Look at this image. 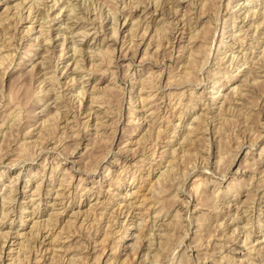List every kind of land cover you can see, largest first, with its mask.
Here are the masks:
<instances>
[{"label": "rangeland", "instance_id": "obj_1", "mask_svg": "<svg viewBox=\"0 0 264 264\" xmlns=\"http://www.w3.org/2000/svg\"><path fill=\"white\" fill-rule=\"evenodd\" d=\"M6 1H9L10 4L13 3V0H6ZM15 1H17V0H14V2ZM64 1L65 2H63V3H65V6L68 4H71V3L74 4V9L71 12L76 14V16H74L73 13H71V15H72V17L74 16L73 18H75V20L71 16L70 17L68 16V18H70V19H67V16L65 15L66 12L64 13L63 16H59L58 18L54 19L55 21L50 19L51 17H48V23L50 22L49 27H51L50 33L52 34V36H54V34L56 33L55 32V30H57L56 26L59 23H61V28L62 27L64 28L69 24H70V26L73 25L72 26L73 28L77 24H78V26L82 25V28H85V26H88V28H89L93 24H95V26L98 29L97 35L92 34L93 29H91L92 32L89 31V34L86 37H82V38H81V36L75 37L76 40L81 42L80 44L83 48L86 47V49L89 50V48H87V46L93 45L94 47L90 48V49H91V51H95V52L97 50H100V49H103V51H104V48H106V47H108L110 49L113 48V50L111 51V54H110V51L108 53V54H110V56L112 58L115 54L119 53L118 49H119L120 45H123L122 47L126 49L127 45L129 44L128 45L129 47H127V48L131 52H134V49L137 48V46L134 48V45H132L133 41L131 40V36H130L131 30H129V29H130V22L133 19H135L137 17L141 18V17H143V15H145L142 13L143 4L135 7L133 0H131V1L130 0H117V1L116 0H64ZM190 1L194 2V3L196 2L194 4L195 8L197 6H200L199 1H201V0H199V1L198 0H180V2L183 3V5H185L186 3L190 2ZM226 1L227 0H213V1L210 0L207 3V6H208L207 10L209 12V16H211V14H213L215 9H217V5L220 4L221 5L220 6L221 7L220 8V10H221L220 11V17H222L224 15V12H225L224 5H225ZM246 1L247 0H231V5H230V11H232V12L236 11L237 16H238L236 19V22L234 24L235 26L232 27L233 30H236L235 34H241L242 35V33L245 30H248V36H247V38H245L244 44L242 46H239V43L237 42V40H234V41H236V44H232L230 37H223L224 40H226V42H228V43H226L225 46L220 48V51H219L220 53L215 54L216 49H214V48H216V43H217V40L219 39V34L221 32V26L223 24L222 18L218 19V26L216 28V34H215V36H216L215 37V43L211 48V50H212L211 51V58H209L205 63H203V68H202L203 73H201L200 76L199 75L197 76V74H193L191 76V78L188 80H182V81L181 80H178V81L175 80L176 82L175 81L171 82V84L169 86H164V84H165L164 80H166L165 79L166 73L163 72L161 77L152 76L153 73H154L153 75H155V73L157 74L163 68L162 64L165 61H167V63L170 62V60L166 57V56H168V53L164 54V57H163V54L161 52L162 50L159 51L160 49H156V51H155V47H154V45L157 41H159V40L164 41L163 39L165 36H162V35L166 34V32H164V30H163L164 28L161 30V32L163 31L162 32L163 34L161 33L162 35L160 33L156 32V29L158 28L159 24H161V25L163 24V22L161 23V21H163L162 17L167 18L168 14H170L166 9L170 5L173 6L176 4L174 0L172 3H168L169 6L167 5V3L165 4L163 2V5L160 6V8H158L155 11H152L153 13H151V15L155 18V20L150 21L148 19L149 23H150V27H149V31H148L149 33L147 34V37L144 41V44L140 46V50H137V54H136V58H135L134 63L132 62L131 66L128 69H126V66H125L126 61H124L123 64H121L120 67H118V68H115L113 63L111 65L108 64L109 69H106V67L104 65H102V66H100V71H97L92 75V80H89L87 83L89 85V90H87V94L89 93L90 89H92V86L95 84V87L97 86L96 87L97 90L95 89L94 92L97 91L96 94L99 96L98 99L100 98L98 102H92V103H91L90 97L85 96L86 94L80 100H78L79 96H76V92L73 91L74 88H71V87H73V85L80 82L81 74L77 73L75 75V80L72 81L73 74H70L69 71L68 72L65 71L64 65L67 62L70 63L71 60H69V58H70L69 56H70L71 52L68 51V52H66L67 54L65 53L67 48L62 47V45L60 43L61 39L59 40L58 39L59 37H56L55 39H53V40H55L54 42H56L55 44L51 40H50L51 43H47L48 44L47 47L49 46L48 49H50L49 51H47L48 53L44 52V49H43L44 45L43 44H37V43H41L43 40L42 35L38 34V30L40 27L38 24V21H34L36 18H32L31 20L30 19L24 20L23 18H21L27 14L26 13V7H27V5H29L28 3L25 5V8H23L21 10V13L20 12L17 13L19 15L13 14L12 15L13 17L10 16L11 18L8 17L6 19L4 18L6 16L3 17L4 20H6V21H4V20H3L4 22H1L2 20L0 21V23H1L0 24V30H1L0 31V60H1L0 61V65H1L0 66V112H1L0 113V171H1V173H0V195H3V193L7 189V187L15 184L13 182H12L13 184L7 183V182L11 181V178L13 179L15 175L16 176L19 175L18 177H20V180H19L20 182L19 181L16 182V187L18 188V190L21 191V189L23 190V188H24V190H26V193L24 195H22V194L17 195V198L14 201V205L16 204L15 207L17 206L16 210H14L13 213L11 212L12 214L10 213L3 220V222H0V232H4L7 230L9 232V236L7 238V240H8L7 243H8V245L11 244L10 246L13 249V252H12L13 255H11V256L14 257L16 255V252H17L16 250H20V247H19L21 244L20 242L21 241L24 242L25 238L30 237V233L34 230L33 228L31 229V226L33 223H35V224L43 223L44 221H46V218L48 216H50V213L58 211V212H60V214L58 217V221H57L54 229L52 230L53 233L47 235L46 238L43 239V243L41 244V247H39V249L37 250L38 246H36V245H38V244L31 241V244H30L31 245V248H30L31 253L29 252L30 253V258H29L30 262H27L28 264H34L35 260L33 261V259H35V258H33V257H35V255L37 257L42 256L39 259V264H68V263L69 264H109V263L110 264H137V262L142 259L141 255L143 256L144 251H141L138 254V256L134 257L133 250H131L133 248V246H132L133 245L132 244L133 243V237L136 234L134 225L139 221V220H137L138 218L133 214L136 211L138 212V209H137L138 207L136 206V203L138 204V201L143 197L142 194H144V195L146 194L145 195L146 197H149V195L150 196L154 195L156 198L159 197L158 202H157L156 198L153 196L151 198H155V201H153V199L151 200L150 198L147 199V202L149 204L151 202L152 203L156 202V204L154 205L155 207L150 209L151 211L154 210L155 208L159 209L161 207V205H162V207L166 206L163 208V212H161L162 218H163L164 212H167V213H165V214H167L166 218H168V216L174 212V210L176 208L175 204H177L179 199H180L179 201H181V203H182V206H185V204H186L185 200L188 201V203H189L188 213H184V207H181L180 208L181 209L180 212L182 213L181 215L182 216L184 214L185 215L183 216L182 219H180L181 221L178 220L175 223L176 225L178 224L177 226L173 225L172 230H174V229L175 230L173 231V234H172L173 236L170 240V242L173 243V244H171V245H173L172 247L176 246L175 245L176 243L174 244V241H172L173 239H175V242H176V239H178L180 237L179 235H183L182 233L188 227H189L188 228L189 231L187 233V237L184 240V244L181 245L180 247H178L176 253H174V259L172 258L173 259L172 264H175L176 261H178V260H179L178 264H188V262H190V260L186 257V255L189 253L191 254L189 256H193V254H196L200 258L203 257L202 255L207 256L208 258L205 260V263H203V264H233V263L234 264H264V225H263L264 224V189H263L264 183L262 182V181H264V178H263L264 177V150L262 151V149H261L262 145L264 144V133H263L264 132L263 131L264 130V116H263L264 115V107H263L264 106V64H263L264 63V59H263L264 58V54H263L264 53V30L262 29V27L260 25H258V27L255 28V26L262 20V17H261L262 12L261 11L264 10V0H248L247 2ZM60 2L53 10L49 11V15H50V13L53 16L55 15V13L59 10L58 8H60L59 6L62 5V3H60ZM84 2H85V4H84ZM105 2H107V3H105ZM40 3H42V4H39L38 6H39L40 10L41 9L43 10L47 7V5H49V3H52V1L51 0H43ZM106 4L109 6V8ZM123 4H125V5H123ZM164 4L166 6H164ZM241 4H243V5L241 6ZM3 6H4V0H0V12L3 9ZM210 6H211V8H210ZM92 7H93V9H92ZM162 7H164V10ZM210 9H212V10H210ZM13 10H14V8H11V10H9V13L12 14ZM86 10H88V12ZM109 11L111 13L113 11H115L117 13H121V17H120V20L118 22V27L120 26V28H123V29L119 34H117L118 40L115 44H113L110 40H108V41L105 40L106 42L102 41L104 43H102L100 40L105 36L106 37L109 36L110 28L113 25L111 23V16L109 15ZM164 11H166L167 13ZM253 11H254V14H253ZM250 12H252V13H250ZM9 13H8V16L10 15ZM22 14H24V15L20 16ZM77 14L81 17V18H79V16H78L79 20L76 19ZM245 14H247L246 16H248V17L245 18L244 20H242L243 19L242 17L245 16ZM163 15H165V16H163ZM91 16H93V17L91 18ZM102 16L104 17L103 19H102ZM38 17L37 18L41 20V18H40L41 15H38ZM82 17H84V18H82ZM130 17L132 19H130ZM225 17H227V16H225ZM124 18H126L125 23H123ZM62 19H64V20H62ZM93 19H94V21H93ZM203 19L209 20V17H205ZM91 20H92V22H91ZM102 20L104 22H102ZM230 20L231 19L227 18L226 22L229 24L232 22ZM240 20H242V21H240ZM157 21L159 22V24ZM141 23H142V20H141ZM202 23L203 22H201L200 26L202 25ZM250 23H251V26L249 27ZM99 24L101 26H99ZM166 24L167 23L163 24L164 27L167 26ZM239 24L243 27L244 30H241V31L238 30L239 27H237V25L240 26ZM30 25H33L35 27V29L32 31H27V28H28L27 26H30ZM205 25H208V23H205L204 26ZM1 26H3V27H1ZM179 26L180 25H178V27ZM209 27L210 26L207 27L209 30L207 32L208 33L210 32V34H211L212 29H211V27L210 28ZM247 27H249V28H247ZM1 28H4V29H1ZM46 28H48V27L46 26ZM127 28H128V30H127ZM169 28L170 27H168V29ZM226 28H225V30H228L230 28V26H227ZM99 29H100V32H99ZM157 31H158V29H157ZM262 31H263V33H262ZM207 32H206V34H207ZM4 33H5V35H3ZM228 33L229 32L225 33L224 36H226ZM260 33H262V34H260ZM210 34L208 36H210ZM251 34L253 35L252 40L249 37ZM122 36H124V37H122ZM183 36L184 37H182V40H185L187 33H184ZM237 36H240V35H237ZM161 38H163V39H161ZM130 41H132V42H130ZM5 43H8V44H5ZM52 43H53V45H52ZM85 43H87V44H85ZM147 43H148V45H147ZM249 43L251 44L250 46H249ZM98 44H100V45H98ZM102 44H103V46H102ZM106 44H108V45H106ZM2 45H3V47H2ZM4 45H5V47H4ZM32 45H34V47L35 46L36 47H35V50L33 52H29L30 53L29 54L30 60H27L29 58V57H27V55H25V57L21 58L20 56L23 55L22 52L25 51L26 48L28 49V48L32 47ZM230 45H233V48H232L233 50L229 49ZM147 46H149V47H147ZM146 47H147V49H146V53H145V51H143V50H145ZM247 47H248V50H247ZM98 48H100V49H98ZM105 51H106V49H105ZM49 52H50V56H49ZM143 52L146 54V56L144 54L145 59H144L142 65L140 66L138 59L141 57V54L143 55ZM224 52L226 53L225 60H227L228 62H229V59L231 58V54L232 55L233 54L234 55L239 54L238 55V59H239V57H241L242 53H244V54L246 53V56H248L249 60L247 59L245 64L242 63V60H239L238 64H234L232 67L228 66L229 68L227 67V65H228L227 61H226L227 63L225 62L226 67L224 66V64H222V62L218 61L219 63H216V64L212 62L213 56L216 55L217 57H222L225 54ZM231 52H233V53H231ZM44 53H46V55H47V57L45 58L46 60L42 61V63L40 65L37 64L36 66L39 65L38 67H36V66L31 67L33 63H35L36 61L41 59L40 55H42ZM176 53H177L176 51H175V53H173V55H174L173 57H175L177 55ZM235 53H237V54H235ZM261 53H262V55H260ZM108 54L106 55V57L108 56L110 58V56ZM112 54H113V56H112ZM5 55L6 56L8 55L7 56L8 58ZM1 56L3 57V59ZM35 57H36V59H35ZM202 58H204V56H202ZM204 60L205 59H203V61ZM32 61H33V63L31 64ZM47 61H49V62H47ZM54 61H55V63H54ZM154 62H155V64H154ZM220 63H221V65H220ZM217 64L219 67L224 66L225 68H221L220 72L214 75L216 78L218 77L219 81H217V83L214 84L215 87H211L212 83L210 82V80H213V72L218 69L217 68L218 66H216ZM252 65H255V69H254L255 71H254V73L252 72L251 74L252 75L255 74L257 76L258 75L257 73H259V75H258L259 77L257 76L258 78H255L256 76L255 77H252V76L249 77L250 74L247 73L248 69ZM260 67H262L263 69ZM226 68H228V69H226ZM101 69L102 70L106 69V70L101 71ZM111 69L114 70L115 75H113V73L110 72ZM205 70H206V72H205ZM207 70H209V71H207ZM224 70H227V71H224ZM150 71H152V72L155 71V72L149 73ZM48 73H50L51 75L50 74L48 75ZM126 73H128V74L126 75ZM194 75H196V76H194ZM245 75H248L247 78L245 77L246 81L250 82V80H251V82H250L251 84L246 83L247 86H246V84L244 85V83L242 82V80L244 79L243 77ZM47 76H52L53 79L50 80ZM206 76H208V77H206ZM150 77H152V78H150ZM197 77L203 79L204 83L207 82V80H208V82L205 83V90H204L205 97H200L199 99L195 98V99L191 100V103L190 102L187 103L189 100V92H190L189 87L195 88V91L197 93L203 89V87H202L203 83H201L200 85H198L196 87L194 84H192V83L197 81ZM144 78L145 79L150 78V80L153 79L152 81L156 82L154 85L155 86L158 85L157 88L158 87L159 88L156 89V91L154 92L155 97L153 96V99H154L153 103L142 107L141 103L139 102L140 100L137 99V97H138L137 94L139 91L137 88H139L140 82L145 80ZM159 78H160V80H159ZM192 78H193V80L194 79H196V80L193 81ZM253 78L258 79V80H256L257 82H254V84L252 82ZM52 81H54V82H52ZM184 81H186V82L183 83ZM179 82H180V84H179ZM99 85H100V87H99ZM218 85H220V87H219V89H220L219 92L221 93L220 95H218L219 92H217V90H218L217 86ZM239 86H242V87H239ZM129 87L136 88L135 92H130L131 89ZM233 88L236 89L235 90L236 92L234 90L232 91ZM245 89L247 91H244ZM145 90L148 91L149 88L148 89L146 88ZM209 90H213L212 94L215 93L214 96H218L216 98L214 104H212L213 101L211 102L210 99H206L207 96L210 95L209 93H207V91H209ZM237 90H238V92L240 90L243 91V93L245 95L240 97L237 93ZM59 91H60V93H59ZM37 92H40V93H37ZM168 92L169 93L172 92V94H169ZM179 92L181 93L182 96L179 95L180 94ZM182 92H184V93L182 94ZM247 92H248V94H247ZM167 93H168V95H167ZM96 94L94 93L91 95L96 96ZM173 94H175V95H173ZM66 95L68 98L66 97ZM101 96H102V98H101ZM128 96H131L132 101L135 100L134 102L131 103L132 105L129 108H128V102H127V101H129ZM224 99H226V100H224ZM201 100H202V102H201ZM177 101H178V103H177ZM204 102H205V105H202V104H204ZM154 103H155V106L157 107V110H158L157 111L158 114L155 115L156 117H154V119L156 118V120L154 121L155 123H153V121H152L153 119L149 115V112L152 111L150 106L154 105ZM91 104H92V106L95 107V109H98V112H100L99 116L103 118V119L101 118V120L105 124L109 123L108 125L104 124L107 127L104 126L103 128H101L102 130L100 129L103 132V134H102V132H100V130L98 132V133H101L100 137L103 140L99 139L101 141H99V144L96 142L97 144H94V146H93L94 148L93 147L90 148L91 145L90 144L88 145V147L91 149V152L93 151L92 153L88 151L89 149L84 151V147L86 146V141L88 142V140L82 139V138L93 137L94 132H95V130H93V128L95 129V127H93L95 119H93L92 117H90L88 119V116L86 117V114L89 111L87 109V107H89ZM158 104H159V106H158ZM206 105L209 106L208 107L209 109L207 108ZM226 106L229 109H227ZM57 108H59L58 112H57ZM237 108H240V109L236 110ZM64 110H65V112H64ZM103 110H104V112H103ZM9 111H11V112H9ZM55 111L57 112V115H56V113H55V115L58 118H56L55 115H54V117H52V115H53L52 113H54ZM200 111L203 112V114L206 112L205 113L206 115L205 114L202 115V119L205 120L204 126H203L204 131L199 133L200 135L197 134L198 136L193 138L194 139L193 142L186 143L184 141V143H182L183 142L182 141L183 136H184L185 132L187 131L186 129L187 128L190 129V125L192 127V125L195 124L196 121H195L194 117H195V115H198V113ZM15 113L16 114L18 113L19 116H18V114L16 115ZM214 113H216V114H214ZM14 114L16 115L15 118L12 117V115H14ZM218 114H221L222 116L218 115ZM248 114H250V115H248ZM19 117H20V119H19ZM59 117H60V119H59ZM74 117L75 118L77 117V118L75 119ZM137 117L139 118V120L137 121L138 123L136 121H132V120L137 119ZM85 118L88 119L87 122H86ZM223 118H224V120H223ZM128 119L129 120L131 119V121H129ZM42 121H44L46 124ZM39 122L41 123V125ZM42 123H44L45 125H43ZM47 123H49L51 125H49V124L47 125ZM10 124H12V125H10ZM83 124H85V126ZM151 124H153L154 127ZM177 124H179V126ZM9 125L11 127H9ZM149 125H151V127ZM46 126H48V127H46ZM49 126H50V128H49ZM155 126H156V128H155ZM43 127H44L45 131L48 129H50V130L46 131L47 133L44 130L40 131V129L41 128L43 129ZM204 127H205V129H204ZM11 128H13V129H11ZM45 128H48V129H45ZM157 128H160L161 130L160 129L158 130ZM22 129H23V131H22ZM73 129H74V131H73ZM147 130H148V132H147ZM156 130H158L160 133L158 131H157L158 132L157 133ZM87 131H89V132H87ZM7 132H9V133H7ZM40 132H41V135H39ZM72 132H76V133H72ZM42 133H43V135H42ZM72 134H74V135H72ZM157 134H159V135H157ZM155 137H157V138L155 139ZM254 137H256V138L254 139ZM25 138L27 139V141H29V139H30V142H28V143L32 144L31 147H28V148L26 147V149H25V147H23V148L21 147L22 142L26 141ZM104 138H105V140H104ZM254 140H255V142H254ZM76 141L80 142V143L78 144ZM17 142L21 143V144L19 143L20 144L19 148L17 146L18 145ZM248 142H249V145L251 143V145H252V146L250 145L251 147L249 145H247ZM239 143H240V145H239ZM73 144L75 145V147ZM27 145L30 146L29 144H27ZM20 148H22L21 151H20ZM152 148H153V150H152ZM23 149H24V151L25 150L26 151L23 152ZM27 149H29L30 151ZM172 149L174 150V153L172 152ZM18 150L20 151V153L18 152ZM94 150H95V152H94ZM86 151H88V153ZM164 151L165 152L168 151L169 154H167V153L165 154ZM245 151H247V154H245ZM28 153H31L30 155H32V153H33V155L29 156ZM60 153H61V155H60ZM85 153L88 155H86ZM162 153L164 154L165 157L163 156ZM103 154L106 156L105 159L108 158V160H109V158L111 159L112 156H113V158L119 157L118 163L114 162L113 165H111L108 170H103L101 166L93 169L94 163H96L100 159L101 155H103ZM160 154H162V155H160ZM170 154H172V155H170ZM173 154L176 157H172V156H174ZM98 156H100V157H98ZM138 156L143 157V159H145L142 162L143 164L141 162H140V164L138 163L139 164V166H137L138 168H136L135 166L132 167V165L130 166L131 162H133L135 159L139 158ZM97 157L99 159H97ZM125 157H126V160L123 159ZM159 157H161V159H159ZM171 157L173 159L175 158L176 161L173 159L172 160L170 159V161L168 163L167 159H169ZM89 158L93 159V160H91V161H94V163L92 162L93 164L91 163ZM14 159H15V161H14ZM71 159L72 160L74 159V161L75 162L77 161V162L75 164H73V169H68V167L71 165L70 164V161H72ZM53 160H54V162H53ZM88 161H90V162H88ZM121 161H123V163ZM206 162H208V164ZM160 164H161V166H160ZM56 165H58V166H56ZM171 165H172V167H170ZM51 166H56V170L54 172H51V175H50ZM250 166H252V167H250ZM166 167H168V168L170 167L169 169L171 170L170 171L171 176L169 175L170 176V177H168L169 179L167 178L166 181L164 180L163 181L164 183L163 182L161 183V181H159L160 186L158 185V182H155L157 185L154 183V185H153V187H151L152 189L150 191L148 189L149 188L148 186L150 184H152L151 181H154L157 178L158 173L160 171L164 170ZM64 168H67V171L69 172L68 175H72V176L74 175V176L72 177V179L70 178V176L66 179V181L67 180L68 181L65 184H70L71 186L69 185L66 187L65 197L62 198L63 200L60 202V200H53V197L55 196V194H54L55 191L58 190V184H59L58 179L61 177L60 173H62V171L64 172ZM75 168H79L80 171L86 172V173H88V175L90 174V176L87 179V182L78 181L79 176L77 175L78 173H76V171L74 170ZM88 168H89V170L91 168V171H89ZM236 168H238V171L235 170ZM2 170H3V172H2ZM221 170H224V171L222 172ZM261 170L263 172H261ZM28 171H29V173H28ZM67 171L65 170V172H67ZM252 171H253V173H252ZM259 171H260V173H259ZM37 172H39V173H37ZM212 172H213V174H212ZM235 172H237V173H235ZM102 173L105 175L104 176L105 178H103ZM100 174H102V176ZM114 174H115V176H114ZM28 175H30V177H32V178L30 179V182L24 183V181L27 180ZM42 175L44 178L43 180H45L47 178H49V179L55 178V180H53L54 182L52 181L50 183V186H49V188H51V186H52V188L50 189L49 192H47L45 190L47 188V186H45V185H47V183L45 182L44 186H42V189L39 191V194L38 195L35 194V196L32 195V196H34V197H32L30 195V193L32 192L31 190H33L35 182L38 181ZM84 175H85V173H84ZM222 175H224V176L222 177ZM109 177H112L113 180L110 181ZM141 177H143V178H141ZM196 177L205 181V183H203L204 187L200 186L201 185L200 184L198 187H196L197 189L196 188L191 189L193 179ZM105 179H107V180L105 181ZM170 179H173V180L171 181ZM235 179H236V181H238L240 179L239 181H241L242 185H240V182H236ZM32 180H34V181H32ZM108 180L110 182H113L114 180H116V181H118L117 182L118 184L116 182H113L114 186L112 184L109 186ZM141 180L144 182H142ZM230 180H232V184L228 183V182H231ZM69 181H71V182L68 183ZM167 181H169L171 183H169ZM258 182H259V184H258ZM79 183H80V185H79ZM90 183H92V185ZM6 184H9V185L5 186ZM166 184H168V185H166ZM258 185H259V187H257ZM23 186H25V187H23ZM75 186H76V189L74 188ZM85 186L92 187V192H93L92 196L89 197L87 195L86 189L83 190L84 189L83 187H85ZM150 186H152V185H150ZM161 187H163V188H161ZM225 187H227L229 190L226 189ZM153 188L156 189L155 192L152 191V190H154ZM200 188H201L200 192L202 194L198 191ZM98 190H101L102 194L100 193L99 198L96 200V198H95L96 194H97L96 191H98ZM191 190H193L194 192H192ZM133 191H136L137 193H133L132 195H125V194L133 192ZM195 191H196V194H195ZM84 192H86V193H84ZM44 193H46V194H44ZM155 193H157V194H155ZM158 194H160V195H158ZM174 194H175V196H174ZM184 194L187 195L186 197L189 200H187V198L184 199V196H185ZM198 195H199V197H198ZM23 196L26 197V198H23V199H25L23 201H28L30 198H33L34 201H33V203H29L27 205V207L25 208V210H27V211H25L22 214H19V212L17 211L18 210L17 208L19 207L18 206L19 201L22 200ZM87 196L89 197L90 200H88ZM109 198H110V200H108ZM100 199L104 202V205H101V202H99ZM163 199L165 201H163ZM149 200H150V202H149ZM175 200H176V202H175ZM182 200H184V201H182ZM160 201L165 203V205H163V203H161ZM94 202H99V203H95L97 206L95 205L96 206V207L94 206L95 208L93 207L92 210H89V211H92V213H91L88 211V209L90 208L89 207L90 203H94ZM197 202L198 203L201 202V203L198 205ZM34 203H35V205H34ZM114 203H115V205H114ZM119 203L121 206L119 205ZM124 203H125V205H124ZM126 203H127V205H126ZM134 203H135V205H134ZM160 203H161V205H160ZM193 203L194 204L196 203V206L198 205L197 206L198 208L196 207L195 209H193L194 208ZM230 203H231V205H230ZM262 203H263V205H262ZM66 204H67V206H66ZM33 205H34V207L36 206L37 208H39V209L35 208L34 211L36 213H34V215H33V213H31V211H33L32 210ZM128 205H129V207H128ZM22 206H25V204ZM102 206H104V208ZM130 206H131V208H130ZM145 206H148V205H145ZM236 206H239V208L237 209ZM133 207H134V209L132 210ZM158 209H156V210H158ZM78 210H79V212H78ZM101 213H103V214H101ZM85 214H86V216H84ZM151 214L153 215L154 212L153 211L150 212V215ZM19 215H21V217L23 218V221L19 220V217H17ZM209 215H211V217ZM83 217H86V218L82 219ZM189 217H193V218H189ZM151 218L152 217L147 219V217H146L147 220L145 222V226L148 228L150 226L157 228L158 225L161 224L162 221H164V220H158V219H155V221H152L153 218L152 219ZM160 218H161V216H160ZM169 218L171 219V217H169ZM169 218H168V220H170ZM116 219H118V220H116ZM96 221H97V223H96ZM132 221H134V224L132 223ZM165 221H167V219ZM188 222H190L191 224L189 225ZM107 224H109L111 226H109ZM199 225H200V227H199ZM63 226L65 227V229L62 230V228H64ZM107 226H109V227H107ZM174 227H176V228H174ZM148 228H146L147 229L146 231L151 232V230H149ZM156 228L154 229L155 233L158 232V230H156ZM95 229H97V230H95ZM246 229H248V230H246ZM17 230L20 233L24 232V234H23L24 236L15 238V234L17 233ZM57 231L60 232L59 240L51 241L53 239V237L56 235L55 233ZM67 231H68V233H67ZM122 231L123 232L127 231V234H126V237L121 239V234L123 235ZM194 232H197V233H194ZM43 233H45V232H43ZM221 233H223L224 235ZM0 237H1V234H0ZM104 238H105V240H104ZM145 238L146 237L143 238L142 243L146 242ZM244 239H247L246 243H243L245 241ZM116 240H117V242H116ZM1 241H2V239H0V243H1ZM32 243H34V244H32ZM93 243H95V244H93ZM186 243H189L190 247L187 250V254L186 255L183 254V255H185V257L183 258V256H182L180 258L179 255L183 251ZM195 243H197V244H195ZM213 245L214 246L217 245V246L214 247ZM112 246H113V248H112ZM194 246H195V248H194ZM196 246L198 249L196 248ZM172 247H170V244H169V249H167L164 252L165 255L169 254L166 257V259L170 256L171 251L173 250V249H171ZM35 248H36V250H34V252L36 254L33 253V250H32ZM45 248L46 249L48 248L47 251L44 250ZM191 248H193V249L191 250ZM143 249L144 248H142V250ZM7 250H8V248L4 249L5 252L2 253V256L7 253L6 252ZM169 250H171V251H169ZM52 253H54V254H52ZM150 253H152V252H150ZM209 253H210V255H209ZM224 254H226V255H224ZM26 255H28V253ZM53 255H54V259H51V258H53L52 257ZM11 256H8L7 258H11ZM3 257L5 258L6 256H3ZM221 257H223V259ZM164 258L165 257H163V256L159 257L158 259L160 260V262L158 261V264L162 263L161 260H164ZM110 260L113 261L114 263H111ZM220 260H221V262L219 263ZM106 261L108 263H106ZM6 262H7V260H5V262H4L5 264L10 262V259H8L7 263ZM27 263L25 262V260H24V263L22 262V264H27Z\"/></svg>", "mask_w": 264, "mask_h": 264}, {"label": "bare ground", "instance_id": "obj_2", "mask_svg": "<svg viewBox=\"0 0 264 264\" xmlns=\"http://www.w3.org/2000/svg\"><path fill=\"white\" fill-rule=\"evenodd\" d=\"M43 0H17V1H15L14 2V0H13V3L12 4H10V2L9 1H6V0H4V6H3V9H2V11L0 12V21L1 22H4V21H6V20H4V18L6 19V18H8V17H10V16H12L13 14L14 15H16L18 12H20L21 13V10L23 9V8H25V5L28 3L29 5H27V7H26V15L25 16H23L24 14H22V15H20V16H23V17H21V18H23L24 20H27V19H32V18H36L34 21H38V24H39V30H38V34H41L42 35V38H43V40H42V42L41 43H37V44H43L44 46H43V49H44V52H47V51H49L50 49H48V47H47V43H51L50 42V40L52 41V42H54L55 40H53V39H55L56 37H59L58 39L60 40V43H61V45H62V47H64V48H67V50L65 51V53L66 52H68V51H70L71 52V54H70V58H69V60H71L70 61V63L69 62H67L65 65H64V68H65V71L66 72H68L69 71V73L70 74H73V76H72V81L73 80H75V75L77 74V73H79V74H81V76H80V82H78L77 84H75V85H73V87H71V88H74L73 89V91H75L76 92V96H79L78 98V100H80L85 94V96L86 97H90V100H91V103L92 102H98L99 101V99H98V95L96 94V92L97 91H95L94 92V90L96 89L97 90V86L95 87V84L92 86V89H90V91H89V93L87 94V90H89V85L87 84L88 83V81L89 80H92V75L95 73V72H97V71H100V66H102V65H104L105 67H106V69H109L108 68V66L109 65H111L112 63L114 64V66H115V68H118V67H120V65L121 64H123V62L124 61H126V64H125V66H126V69H128L130 66H131V64H132V62L134 63V61H135V58H136V54H137V50H140V46L141 45H143L144 44V41H145V39H146V37H147V34L149 33L148 31H149V27H150V23H149V20L151 21V20H155V18L151 15V13H153L152 11H155V10H157L158 8H160V6H162L163 5V2L166 4L167 3V5H168V3H172L173 2V0H133V3H134V5H135V7H137L138 5H141V4H143V8H142V13L143 14H145V15H143V17H141V18H139V17H137V18H135V19H133L131 22H130V29L129 30H131V40L133 41H130V42H132V45H134V48L137 46V48L136 49H134L133 47V49H134V52H131L127 47H129L128 45H127V47H126V49L125 48H123L122 46L123 45H120V47H119V49H118V51H119V53L118 54H115L114 56H113V54H112V56H113V58L110 56V54H111V51L113 50V48H108V47H106V48H104V51H103V49H100V48H98V49H100V50H97L96 52L95 51H91V49L90 48H93L94 46L93 45H88L87 46V48H89V50H87L86 49V47L85 48H83L82 46H81V42L80 41H78V40H76V38L75 37H77V36H81V38L82 37H86L88 34H89V31H91L92 32V30L91 29H93V32H92V34H95V35H97V33H98V29H97V27L95 26V24H91L92 26L91 27H89L88 28V26H85V28H82V25L81 26H78V24L73 28L72 26L73 25H71L70 26V24L69 25H67L66 27H62L61 28V23H59L57 26H56V29L57 30H55V34H54V36H52V34L50 33V28L51 27H49V23H48V17H51L50 19H52V20H54V19H56V18H58L59 16H63L64 15V13L66 12V16H67V19H70V18H68V16L70 17H72V15H71V13H73V12H71V11H73V9H74V4L73 3H71V4H68V5H66L65 6V3H63V2H65L64 0H51L52 1V3H49V5H47V7L45 8V9H41L40 10V8H39V4H42V3H40V2H42ZM61 1V2H60ZM117 1V0H116ZM131 1V0H130ZM175 1V5H168L169 7L166 9L170 14H168V16H167V18H164V17H162V19H163V21H161V23L163 22V24L164 23H167L166 25L167 26H165L164 27V25L162 24H159V20L157 21L158 22V24H159V26H158V31H157V29H156V32H158V33H162L161 32V30L163 29L164 30V32H166V34L165 35H162V36H165L164 37V39L163 38H161V39H163L164 41H161V40H159V41H157L156 43H155V45H154V47H155V51H156V49H160L159 51H161L162 52V54H163V57H164V54H166V53H168V56H166L169 60H170V62H168L167 63V61H165L163 64H162V69L156 74L155 73V75H153L154 73L153 72H155V71H150L149 73H153L152 74V76H158V77H161L162 76V73L164 72V73H166L165 75H166V80H164L165 81V84H164V86H169L170 84H171V82H173V81H175V80H188V79H190L191 78V76L193 75V74H197V76L199 75L200 76V74L201 73H203V70H202V68H203V63H205L209 58H211V48H212V46L214 45V43H215V34H216V28H217V26H218V19H220V18H222V20H223V24H222V26H221V32H220V34H219V39L217 40V43H216V48H214V49H216V53L215 54H218V53H220L219 51H220V48H222L223 46H225L226 45V43H228V42H226V40H224V38L223 37H230V40H231V42H232V44H236V41H234V40H237V42L239 43V46H242L243 44H244V42H245V38H247V36H248V30H245L243 33H242V35L241 34H235V31L236 30H233V28L232 27H234L235 25V22H236V19H237V13H236V11H230V5H231V0H227L226 2H225V5H224V9H225V12H224V15L222 16V17H220V4H218L217 5V9H215V11L213 12V14H211V16H209V12H208V10H207V3L210 1V0H201V1H199V5L200 6H197L196 8H195V6H194V4L196 3H194V2H188V3H186L185 5H183V3H181L180 2V0H174ZM211 1H213V0H211ZM248 1V0H247ZM246 1V2H247ZM59 2L60 3H62V5L61 6H59L60 8H58L59 10L55 13V15L53 16L51 13H50V15H49V11L50 10H53L58 4H59ZM69 2V1H68ZM82 2V1H81ZM100 2V1H99ZM187 2V1H186ZM215 2V1H214ZM241 2V1H240ZM37 5H36V4ZM88 3V2H87ZM86 3V4H87ZM93 3V2H92ZM105 3H107V2H105ZM216 3V2H215ZM243 3V2H242ZM245 3V2H244ZM48 4V3H47ZM84 4H85V2H84ZM90 4V3H89ZM102 4V3H101ZM132 4V3H131ZM164 4V6H166ZM210 4V3H209ZM208 4V5H209ZM45 5V4H44ZM107 5V4H106ZM123 5H125V4H123ZM133 5V6H134ZM243 4H241V6H242ZM42 6V5H41ZM91 6V5H90ZM108 6V5H107ZM106 6V7H107ZM121 6V5H120ZM130 6V5H129ZM212 6V5H211ZM211 6H210V8H211ZM80 7V6H79ZM102 7V6H101ZM240 7V6H239ZM11 8H14V10H13V12H12V14H10L9 13V10H11ZM96 8V7H95ZM108 8H109V6H108ZM163 8V10H164V7H162ZM166 8V7H165ZM213 8V7H212ZM64 9V10H63ZM76 9V8H75ZM92 9H93V7H92ZM232 9V8H231ZM240 9V8H239ZM112 10V9H111ZM117 10V9H116ZM210 10H212V9H210ZM248 10V9H247ZM64 11V12H63ZM80 11V10H79ZM87 12H88V10H86ZM99 11V10H98ZM102 11V10H101ZM23 12V11H22ZM75 12V11H74ZM164 12H166V11H164ZM238 12V11H237ZM262 13H261V17H262V20L255 26V28L256 27H258V25H260L261 27H262V29L264 30V10L263 11H261ZM8 13L10 14L9 16H8ZM98 13V12H97ZM96 13V14H97ZM106 13V12H105ZM167 13V12H166ZM165 13V14H166ZM250 13H252V12H250ZM74 14V13H73ZM104 14V13H103ZM253 14H254V11H253ZM17 15H19V14H17ZM38 15H41V20L40 19H38L39 17H38ZM109 15L111 16V23L113 24L112 26H111V28H110V32H109V36H105V37H103L102 39H100L101 40V42L102 41H104V42H106L105 40H110L113 44H115L116 42H117V34H119L121 31H122V29L123 28H120V26L118 27V22H119V20H120V17H121V13H117V12H115V11H113L112 13L109 11ZM124 15V14H123ZM247 14H245V16H241L243 19L242 20H244L245 18H247L248 16H246ZM252 15V14H251ZM4 16H6V17H4ZM33 16V17H32ZM74 16H76V14H74ZM73 16V17H74ZM78 14H77V20H79L78 19ZM107 16V15H106ZM128 16V15H127ZM163 16H165V15H163ZM225 16H227V17H225ZM4 17V18H3ZM13 17V16H12ZM38 17V18H37ZM72 17V18H73ZM93 16H91V18H92ZM205 17H209V20H207V19H203V18H205ZM3 18V19H2ZM11 18V17H10ZM79 18H81L80 16H79ZM82 18H84V17H82ZM104 17L102 16V19H103ZM107 18V17H106ZM123 18V17H122ZM227 18H229V19H231L230 21H232L231 23H227L226 22V19ZM74 20H75V18H73ZM130 19H132L131 17H130ZM149 19V20H148ZM158 19V18H157ZM4 20V21H3ZM29 20V21H30ZM62 20H64V19H62ZM84 20V19H83ZM107 20V19H106ZM125 20H126V18H124V22L123 23H125ZM141 20H142V23H141ZM242 20H240V21H242ZM16 21V20H15ZM55 21V20H54ZM93 21H94V19H93ZM100 21V20H99ZM53 22V21H52ZM76 22V21H75ZM74 22V23H75ZM89 22V21H88ZM91 22H92V20H91ZM101 22V21H100ZM102 22H104L103 20H102ZM156 22V21H155ZM201 22H205V23H208V25H205L204 26V24L202 23V25L200 26V24H201ZM10 23V22H9ZM65 23V22H64ZM67 23V22H66ZM69 23V22H68ZM95 23V22H94ZM99 23V22H98ZM108 23V22H107ZM245 23V22H244ZM1 24V23H0ZM17 24V23H16ZM48 24V25H47ZM82 24V23H81ZM89 24V23H88ZM87 24V25H88ZM34 25V24H33ZM33 25H30V26H27L28 28H27V31H32V30H34L35 29V27L33 26ZM178 25H180L179 27H178ZM240 25V24H239ZM46 26L48 27V28H46ZM90 26V25H89ZM99 26H101L100 24H99ZM208 26H210L211 27V34H210V32L208 33L207 31H209L208 30ZM227 26H230V28L228 29V30H225V28L227 27ZM251 26V23H250V25H249V27ZM1 27H3V26H1ZM168 27H170L169 29H168ZM209 27V28H210ZM237 27H239V31H241V30H244L243 29V27L240 25V26H238L237 25ZM249 27H247V28H249ZM7 28V27H6ZM156 28V27H155ZM246 28V29H247ZM1 29H4V28H1ZM105 29V28H104ZM227 29V28H226ZM9 30V29H8ZM127 30H128V28H127ZM237 30V31H238ZM258 30V29H257ZM1 31V30H0ZM24 31V30H23ZM26 31V32H27ZM105 31V30H104ZM108 31V30H107ZM155 31V30H154ZM261 31V30H260ZM7 32V31H6ZM99 32H100V29H99ZM155 32V33H156ZM206 32H207V34H206ZM227 32H229L226 36H224L225 35V33H227ZM12 33V32H11ZM129 33V32H128ZM184 33H187V36L185 37L186 39L185 40H182V37H184L183 36V34ZM262 33H263V31H262ZM262 33H260V34H262ZM106 34V33H105ZM157 34V33H156ZM210 34V36H208ZM253 34V33H252ZM250 35L249 37H250V39L252 40V38H253V35ZM3 35H5V33L3 34ZM10 35V34H9ZM13 35V34H12ZM11 35V36H12ZM17 35V34H16ZM158 35V34H157ZM237 35H240V36H237ZM10 36V37H11ZM151 36V35H150ZM156 36V35H155ZM161 36V37H162ZM208 36V37H207ZM261 36V35H260ZM9 37V38H10ZM38 37V36H37ZM122 37H124V36H122ZM160 37V36H159ZM151 38V37H150ZM149 38V39H150ZM148 39V40H149ZM159 39V38H158ZM233 39V40H232ZM257 39V38H256ZM137 40V41H136ZM41 41V40H40ZM109 41V42H110ZM147 41V40H146ZM151 41V40H150ZM153 41V40H152ZM34 42V41H33ZM104 42H102V43H104ZM108 42V43H109ZM263 42V41H262ZM15 43V42H14ZM36 43V42H35ZM56 42H54V44H55ZM5 44H8V43H5ZM18 44V43H17ZM31 44V43H30ZM36 44V45H37ZM85 44H87V43H85ZM121 44V43H120ZM123 44V43H122ZM131 44V43H130ZM150 44V43H149ZM35 45V44H34ZM34 45H32V47H30V48H26V50L25 51H23L22 52V56H20L21 58H23V57H25V55H27V57H29L27 60H30V53L29 52H33L34 50H35V47H34ZM52 45H53V43H52ZM98 45H100V44H98ZM106 45H108V44H106ZM110 45V44H109ZM147 45H148V43H147ZM251 44L249 43V46H250ZM8 46V45H7ZM25 46V45H24ZM23 46V47H24ZM29 46V45H28ZM102 46H103V44H102ZM150 46V45H149ZM149 46H147V47H149ZM254 46V45H253ZM2 47H3V45H2ZM1 47V48H2ZM4 47H5V45H4ZM27 47V46H26ZM38 47V46H37ZM41 47V46H40ZM125 47V46H124ZM131 47V46H130ZM147 47L145 48V50H143V51H145V53H146V49H147ZM96 48V47H95ZM233 48V45H230V47H229V49H232ZM240 48V47H239ZM61 49V48H60ZM105 49H106V51H105ZM41 50V49H40ZM62 50V49H61ZM233 50V49H232ZM247 50H248V47H247ZM43 51V50H42ZM59 51V50H58ZM109 51H110V54H108L109 53ZM158 51V50H157ZM175 51L177 52L176 54V56L175 57H173L174 55H173V53H175ZM28 52V53H27ZM40 53V52H39ZM43 53V52H42ZM48 53V52H47ZM62 53V52H61ZM144 52H143V55L141 54V57L138 59L139 60V63H140V66L142 65V63H143V61H144V59H145V57H144V54H145ZM225 53V52H224ZM231 53H233V52H231ZM241 53V52H240ZM263 53V52H262ZM262 53L260 54V55H262ZM13 54V53H12ZM67 54V53H66ZM109 55L110 56V58L108 57H106V55ZM235 54H237V53H235ZM264 54V53H263ZM3 55V54H2ZM11 55V54H10ZM238 55L239 54H237V55H232L231 54V58L229 59V62L227 61V60H225V57H226V53L224 54V56H222V57H217L216 55L215 56H213V58H212V62L213 63H219V62H222V64H224V66L226 67V63L228 64L227 65V67L228 66H233L234 64H238V61L239 60H242V63H246V61H247V59H248V56H246V53L244 54V53H242V55H241V57H239V59H238ZM6 56V55H5ZM8 56V55H7ZM6 56V57H7ZM18 56V55H17ZM49 56H50V52H49ZM53 56V55H52ZM60 56V55H59ZM64 56V55H63ZM145 56H146V54H145ZM202 56H204V58H202ZM257 56V55H256ZM255 56V57H256ZM2 57V56H1ZM26 57V58H27ZM47 57V55H46V53H44V54H42V55H40V60H38V61H36L35 63H33V61L31 62V64H32V66L31 67H34V66H36L37 64H41L42 63V61H45L46 58ZM162 57V58H163ZM228 57V56H227ZM230 57V56H229ZM5 58V57H4ZM8 58V57H7ZM112 58V59H111ZM262 58V57H261ZM2 59H3V57H2ZM35 59H36V57H35ZM49 59V58H48ZM164 59V58H163ZM162 59V60H163ZM203 59H205L204 61H203ZM256 59V58H255ZM260 59V58H259ZM264 59V58H263ZM249 60V59H248ZM251 60V59H250ZM1 61V60H0ZM9 61V60H8ZM219 61V62H218ZM227 61V62H226ZM263 61V60H262ZM47 62H49V61H47ZM226 62V63H225ZM253 62V61H252ZM261 62V61H260ZM44 63V62H43ZM54 63H55V61H54ZM263 63V62H262ZM109 64V65H108ZM154 64H155V62H154ZM264 64V63H263ZM38 65V66H39ZM47 65V64H46ZM45 65V66H46ZM214 65V64H213ZM220 65H221V63H220ZM258 65V64H257ZM262 65V64H261ZM1 66V65H0ZM38 66H36V67H38ZM43 66V65H42ZM216 66H218V64L216 65ZM223 66V65H222ZM217 67L218 69L217 70H213L214 72H213V80H210V82L212 83L211 84V87H215V83H217V81H219V79H218V77L216 78L214 75L215 74H217V73H219L220 72V69L221 68H225V67ZM48 67V66H47ZM157 67V66H156ZM161 67V66H160ZM43 68V67H42ZM41 68V69H42ZM146 68V67H145ZM150 68V67H149ZM215 68V67H214ZM229 68V67H228ZM228 68H226V69H228ZM260 68H262V67H260ZM106 69H101V71H105ZM209 69V68H208ZM237 69V68H236ZM255 69V65H252L249 69H248V74H250L249 75V77H255L256 75L254 74V75H252L251 73L253 72L254 73V70ZM263 69V68H262ZM50 70V69H49ZM212 70V69H211ZM223 70V69H222ZM240 70V69H239ZM41 71V70H40ZM51 71V70H50ZM207 71H209V70H207ZM224 71H227V70H224ZM263 71V70H262ZM64 72V71H63ZM111 73H113V75H115L114 73V70L113 69H111V71H110ZM205 72H206V70H205ZM40 73V72H39ZM225 73V72H224ZM47 74V73H46ZM50 73H48V75H49ZM124 74V73H123ZM128 73H126V75H127ZM208 74V73H207ZM246 74V73H245ZM258 75H259V73H257ZM51 75V74H50ZM147 75V74H146ZM210 75V74H209ZM257 75V76H258ZM44 76V75H43ZM151 76V75H150ZM194 76H196V75H194ZM255 77V78H258V77ZM45 77V76H44ZM50 80L51 79H53L52 78V76H47ZM114 77V76H113ZM129 77V76H128ZM206 77H208V76H206ZM211 77V76H210ZM248 77V75H245L243 78V80H242V82L244 83V85L247 83H250L251 82V80H250V82L249 81H246V78ZM56 78V77H55ZM150 78H152V77H150ZM150 78H148V79H145V80H143V81H141L140 82V86H139V88H137L139 91H138V94H137V99L138 100H140L139 102L141 103V106L142 107H144V106H146V105H148V104H151V103H153V96L155 95V91H156V89H158L157 88V86L158 85H154L156 82H153L152 80L153 79H151L150 80ZM254 79V78H253ZM252 79V82H253V84H254V82H257L256 80H258V79H254L253 80ZM38 80V79H37ZM129 80V79H128ZM155 80V79H154ZM159 80H160V78H159ZM192 80H193V78H192ZM194 80H196V79H194ZM193 80V81H194ZM249 80V79H248ZM261 80V79H260ZM41 81V80H40ZM45 81V80H44ZM49 81V80H48ZM56 81V80H55ZM205 81V80H204ZM262 81V80H261ZM52 82H54V81H52ZM116 82V81H115ZM159 82V81H158ZM176 82V81H175ZM186 81H184L183 83H185ZM207 82H208V80H207ZM207 82H205V83H207ZM209 82V83H210ZM42 83V82H41ZM59 83V82H58ZM76 83V82H75ZM131 83V82H130ZM188 83V82H187ZM190 83V82H189ZM201 83H203V85H202V87H203V89L200 91V92H196L195 91V88H191V87H189V90H190V92H189V100H188V102L187 103H191V100H193V99H195V98H200V97H205V93H204V90H205V83L203 82V79H201V78H199V77H197V81L196 82H194V83H192V84H194L195 85V87L196 86H198V85H200ZM46 84V83H45ZM179 84H180V82H179ZM247 84H246V86H247ZM251 84V83H250ZM44 85V84H43ZM64 85V84H63ZM133 85V84H132ZM117 86V85H116ZM155 86V87H154ZM163 86V87H164ZM175 86V85H174ZM236 86V85H235ZM234 86V87H235ZM63 87V86H62ZM99 87H100V85H99ZM105 87V86H104ZM119 87V86H118ZM201 87V86H200ZM218 87V90H217V92H219V87H220V85H218L217 86ZM239 87H242V86H239ZM250 87V86H249ZM61 88V87H60ZM130 89H131V91L130 92H135V90H136V88H131V87H129ZM148 89L149 88V90L147 91V90H145V89ZM186 88V87H185ZM236 88V87H235ZM235 88H233L232 89V91L234 90H236ZM245 88V87H244ZM248 88V87H247ZM99 89V88H98ZM119 89V88H118ZM72 90V89H71ZM52 91V90H51ZM212 91L213 90H209V91H207V93H209L210 95L209 96H207V98L206 99H210L211 100V102L213 101V103L212 104H214L215 103V100H216V98L218 97V96H214V94H212ZM244 91H247L246 89L244 90ZM62 92V91H61ZM173 92V91H172ZM172 92L171 93H169V94H172ZM216 92V93H217ZM236 92V91H235ZM37 93H40V92H37ZM45 93V92H44ZM59 93H60V91H59ZM96 94V96L95 95H91V94ZM168 93H167V95H168ZM180 93V92H179ZM184 92H182V94H183ZM197 93V94H196ZM234 93V92H233ZM237 93H238V95L240 96V97H242V96H244L245 94L243 93V91H239L238 92V90H237ZM246 93V92H245ZM68 94V93H67ZM74 94V93H73ZM187 94V93H186ZM196 94V95H195ZM221 93L219 92V94L218 95H220ZM247 94H248V92H247ZM43 95V94H42ZM75 95V94H74ZM91 95V96H90ZM173 95H175V94H173ZM178 95V94H177ZM180 96H182L181 95V93L179 94ZM178 95V96H179ZM224 95V94H223ZM237 95V94H236ZM70 96V95H69ZM170 96V95H169ZM66 97H67V95H66ZM129 98V101H127L128 102V108L132 105L131 103L132 102H134L135 100H133L132 101V99H131V96H128ZM155 97V96H154ZM167 97V96H166ZM177 97V96H176ZM68 98V97H67ZM73 98V97H72ZM101 98H102V96H101ZM170 98V97H169ZM172 98V97H171ZM244 98V97H243ZM242 98V99H243ZM179 99V98H178ZM102 100V99H101ZM100 100V101H101ZM119 100V99H118ZM160 100V99H159ZM168 100V99H167ZM224 100H226V99H224ZM10 101V100H9ZM103 101V100H102ZM209 101V100H208ZM81 102V101H80ZM171 102V101H170ZM200 102V101H199ZM201 102H202V100H201ZM139 103V104H140ZM157 103V102H156ZM168 103V102H167ZM177 103H178V101H177ZM66 104V103H65ZM94 104V103H93ZM176 104V103H175ZM6 105V104H5ZM98 105V104H97ZM168 105V104H167ZM189 105V104H188ZM202 105H205V102H204V104H202ZM225 105V104H224ZM46 106V105H45ZM65 106V105H64ZM73 106V105H72ZM84 106V105H83ZM158 106H159V104H158ZM207 106V105H206ZM231 106V105H230ZM16 107V106H15ZM209 106H207V108H208ZM217 107V106H216ZM264 107V106H263ZM14 108V107H13ZM66 108V107H65ZM72 108V107H71ZM148 108V107H147ZM150 108H151V110L152 111H150L149 112V115H150V117L153 119L152 121H153V123H155L154 121L156 120V118L154 119V117H156L155 115H157L158 113H157V107L155 106V103H154V105H151L150 106ZM153 108V109H152ZM226 108H227V106H226ZM235 108V107H234ZM58 109L59 108H57V112H58ZM87 109L89 110L88 112H87V114H86V117L88 116V119L90 118V117H92L93 119H95V122H94V125H93V127H95V129L93 128V130H95V132H94V135H93V137H88V138H82V139H86V140H88V142L86 141V146L84 147V151L85 150H87V149H89L88 151L89 152H91V147H93L94 146V144H99V141H101V140H99V139H102L100 136H101V133H98L99 132V130L101 129V128H103L105 125H108L107 123L105 124L102 120H101V118L102 117H100L99 115H100V112H98V109H95V107L94 106H92V104L89 106V107H87ZM107 109V108H106ZM209 109V108H208ZM227 109H229V108H227ZM238 109H240V108H237L236 110H238ZM74 110V109H73ZM79 110V109H78ZM100 110V109H99ZM170 110V109H169ZM172 110V109H171ZM211 110V109H210ZM235 110V111H236ZM54 111V110H53ZM208 111V110H207ZM218 111V110H217ZM222 111V110H221ZM230 111V110H229ZM241 111V110H240ZM239 111V112H240ZM9 112H11V111H9ZM24 112V111H23ZM57 112L55 111L54 113H52L53 115H52V117H54V115H55V113H56V115H57ZM64 112H65V110H64ZM103 112H104V110H103ZM106 112V111H105ZM108 112V111H107ZM148 112V111H147ZM201 112V111H200ZM198 113V115H195V117H194V119H195V124L194 125H192V127H191V125H190V129H186L187 131L185 132V134H184V136H183V142L182 143H184V141L186 142V143H190V142H193L194 141V137H197L198 135L197 134H199V133H201L202 131H204L203 130V126H204V119H202V115H204L203 114V112H201V113ZM226 112V111H225ZM238 112V113H239ZM1 113V112H0ZM6 113V112H5ZM8 113V112H7ZM86 113V112H85ZM110 113V112H109ZM210 113V112H209ZM16 114V113H15ZM12 115V117H14L15 118V116L18 114H16V115ZM61 114V113H60ZM170 114V113H169ZM212 114V113H211ZM214 114H216V113H214ZM213 114V115H214ZM236 114V113H235ZM252 114V113H251ZM55 115V117L56 118H58L57 116ZM62 115V114H61ZM66 115V114H65ZM206 115V114H205ZM218 115H221V114H218ZM233 115V114H232ZM240 115V114H239ZM246 115V114H245ZM248 115H250V114H248ZM247 115V116H248ZM6 116V115H5ZM18 116H19V114H18ZM42 116V115H41ZM64 116V115H63ZM74 116V115H73ZM159 116V115H158ZM163 116V115H162ZM222 116V115H221ZM242 116V115H241ZM264 116V115H263ZM9 117V116H8ZM118 117V116H117ZM161 117V116H160ZM204 117V116H203ZM246 117V116H245ZM249 117V116H248ZM13 118V119H14ZM75 118V117H74ZM77 118V117H76ZM75 118V119H76ZM128 118V117H127ZM145 118V117H144ZM163 118V117H162ZM161 118V119H162ZM166 118V117H165ZM225 118V117H224ZM224 118H223V120H224ZM227 118V117H226ZM19 119H20V117H19ZM55 119V118H54ZM59 119H60V117H59ZM73 119V118H72ZM74 119V120H75ZM86 119V118H85ZM88 119H86V122H87V120ZM103 119V118H102ZM193 119V118H192ZM210 119V118H209ZM243 119V118H242ZM247 119V118H246ZM15 120V119H14ZM46 120V119H45ZM58 120V119H57ZM126 120V119H125ZM129 120V119H128ZM127 120V121H128ZM139 120V118L137 117V119H135V120H132V121H138ZM158 120V119H157ZM212 120V119H211ZM216 120V119H215ZM214 120V121H215ZM221 120V119H220ZM229 120V119H228ZM17 121V120H16ZM22 121V120H21ZM48 121V120H47ZM114 121V120H113ZM126 121V122H127ZM129 121H131V119L129 120ZM128 121V122H129ZM161 121V120H160ZM15 122V121H14ZM13 122V123H14ZM42 122H44V121H42ZM68 122V121H67ZM70 122V121H69ZM83 122V121H82ZM243 122V121H242ZM12 123V124H13ZM19 123V122H18ZM40 123V122H39ZM45 123V122H44ZM44 123H42L43 125H45ZM85 123V122H84ZM135 123V122H134ZM138 123V122H137ZM151 123V122H150ZM178 123V122H177ZM212 123V122H211ZM244 123V122H243ZM12 124H10V125H12ZM17 124V123H16ZM36 124V123H35ZM49 123H47V125H48ZM86 124V123H85ZM85 124H83L84 126H85ZM89 124V123H88ZM105 124V125H104ZM176 124V123H175ZM219 124V123H218ZM9 125V127H11ZM15 125V124H14ZM13 125V126H14ZM34 125V124H33ZM40 125H41V123H40ZM42 125V126H43ZM49 125H51V124H49ZM54 125V124H53ZM131 125V124H130ZM151 125H153V124H151ZM151 125H149L150 127H151ZM178 126H179V124H177ZM213 125V124H212ZM55 126V125H54ZM87 126V125H86ZM138 126V125H137ZM147 126V125H146ZM207 126V125H206ZM205 126V127H206ZM45 127V126H44ZM44 127H43V129L41 128H39L40 129V131H42V130H44ZM46 127H48V126H46ZM56 127V126H55ZM65 127V126H64ZM81 127V126H80ZM105 127H107V126H105ZM153 127H154V125H153ZM189 127V126H188ZM205 127H204V129H205ZM30 128V127H29ZM49 128H50V126H49ZM70 128V127H69ZM74 128V127H73ZM86 128V127H85ZM155 128H156V126H155ZM207 128V127H206ZM212 128V127H211ZM218 128V127H217ZM11 129H13V128H11ZM15 129V128H14ZM45 129H48V128H45ZM151 129V128H150ZM158 130L160 129V128H157ZM215 129V128H214ZM221 129V128H220ZM48 130H50V129H48ZM48 130H46V131H48ZM102 130V129H101ZM100 130V132H102ZM149 130V129H148ZM148 130H147V132H148ZM158 130H156V132L158 131ZM161 130V129H160ZM7 131V130H6ZM9 131V130H8ZM22 131H23V129H22ZM45 131V130H44ZM45 131V132H46ZM73 131H74V129H73ZM150 131V130H149ZM163 131V130H162ZM175 131V130H174ZM216 131V130H215ZM264 131V130H263ZM87 132H89V131H87ZM159 132V131H158ZM157 132V133H158ZM211 132V131H210ZM221 132V131H220ZM3 133V132H2ZM5 133V132H4ZM7 133H9V132H7ZM23 133V132H22ZM25 133V132H24ZM27 133V132H26ZM47 133V132H46ZM62 133V132H61ZM72 133H76V132H72ZM78 133V132H77ZM83 133V132H82ZM86 133V132H85ZM160 133V132H159ZM162 133V132H161ZM171 133V132H170ZM264 133V132H263ZM38 134V133H37ZM45 134V133H44ZM102 134H103V132H102ZM210 134V133H209ZM216 134V133H215ZM259 134V133H258ZM2 135V134H1ZM29 135V134H28ZM39 135H41V132L39 133ZM42 135H43V133H42ZM72 135H74V134H72ZM91 135V136H92ZM113 135V134H112ZM157 135H159V134H157ZM169 135V134H168ZM171 135V134H170ZM173 135V134H172ZM200 135V134H199ZM6 136V135H5ZM24 136V135H23ZM65 136V135H64ZM156 136V135H155ZM259 136V135H258ZM257 136V137H258ZM80 137V136H79ZM85 137V136H84ZM104 137V136H103ZM207 137V136H206ZM67 138V137H66ZM157 137H155V139H156ZM256 137H254V139H255ZM259 138V137H258ZM25 140L26 141H23L22 142V144H21V147L23 148V147H25V149H26V147L28 148V147H31V145L32 144H30V143H28V142H30V139H29V141H27V139L25 138ZM103 140V139H102ZM104 140H105V138H104ZM197 140V139H196ZM209 140V139H208ZM107 141V140H106ZM248 141V140H247ZM77 142V141H76ZM97 142V143H96ZM111 142V141H110ZM254 142H255V140H254ZM18 142H17V146H18V148L20 147ZM78 144L80 143V142H77ZM103 143V142H102ZM107 143V142H106ZM149 143V142H148ZM181 143V144H182ZM27 144H29L30 146H28ZM77 144V145H78ZM85 144V143H84ZM91 145L90 146V148L88 147V145ZM54 145V144H53ZM52 145V146H53ZM74 145V144H73ZM109 145V144H108ZM239 145H240V143H239ZM247 145H249V142H248V144ZM250 145H251V143H250ZM249 145V146H250ZM55 146V145H54ZM53 146V147H54ZM97 146V145H96ZM95 146V147H96ZM151 146V145H150ZM252 146V145H251ZM250 146V147H251ZM74 147H75V145H74ZM99 147V146H98ZM97 147V148H98ZM22 148H20V151H21V149ZM41 148V147H40ZM94 148V147H93ZM92 148V149H93ZM107 148V147H106ZM148 148V147H147ZM166 148V147H165ZM171 148V147H170ZM39 149V148H38ZM46 149V148H45ZM123 149V148H122ZM151 149V148H150ZM167 149V148H166ZM208 149V148H207ZM211 149V148H210ZM219 149V148H218ZM239 149V148H238ZM261 149H262V151L264 150V144L262 145V147H261ZM27 150H29V149H27ZM111 150V149H110ZM152 150H153V148H152ZM165 150V149H164ZM20 151L18 150V152L20 153ZM26 151V150H25ZM24 151V149H23V152H25ZM30 151V150H29ZM28 151V152H29ZM57 151V150H56ZM88 151H86L87 153H88ZM151 151V150H150ZM166 151V150H165ZM164 151V152H165ZM183 151V150H182ZM185 151V150H184ZM22 152V153H23ZM58 152V151H57ZM61 152V151H60ZM93 152V151H92ZM91 152V153H92ZM94 152H95V150H94ZM152 152V151H151ZM172 152L174 153V150L172 149ZM63 153V152H62ZM84 153V152H83ZM125 153V152H124ZM153 153V152H152ZM169 154V152L167 151V152H165V154ZM29 154V156H32L33 155V153H32V155H30L31 153H28ZM37 154V153H36ZM86 154V153H85ZM102 154V153H101ZM106 154V153H105ZM163 154V153H162ZM162 154H160V155H162ZM245 154H247V151H245ZM27 155V154H26ZM38 155V154H37ZM60 155H61V153H60ZM83 155V154H82ZM86 155H88V154H86ZM104 155V154H103ZM103 155H101V157L100 156H98V157H100V159L97 157V159H99L96 163H94V161H91V160H93V159H90V161H91V163L93 162L94 163V165H93V169H95V168H98V167H102V169L103 170H108L109 168H110V166L111 165H113V163L114 162H117L118 163V160H119V157H117V158H113V156L111 157V159L109 158V160H108V158L107 159H105V155L103 156ZM133 155V154H132ZM149 155V154H148ZM147 155V156H148ZM170 155H172V154H170ZM174 155V154H173ZM181 155V154H180ZM210 155V154H209ZM232 155V154H231ZM97 156V155H96ZM103 156V157H102ZM125 156V155H124ZM152 156V155H151ZM163 156H164V154H163ZM233 156V155H232ZM260 156V155H259ZM45 157V156H44ZM82 157V156H81ZM91 157V156H90ZM139 158L138 159H135L133 162H131V164H130V166L132 165V167L133 166H135L136 168H138L137 166H139V164H140V162L142 163L145 159H143V157H140V156H138ZM165 157V156H164ZM172 157H176L175 155L174 156H172ZM169 158V159H167V162L169 163V161H170V159L172 160L173 158ZM258 157V156H257ZM16 158V157H15ZM85 158V157H84ZM92 158V157H91ZM113 158V159H112ZM131 158V157H130ZM153 158V157H152ZM168 158V157H167ZM208 158V157H207ZM220 158V157H219ZM233 158V157H232ZM124 160H126V157L125 158H123ZM159 159H161V157H159ZM72 160V159H71ZM133 160V159H132ZM164 160V159H163ZM173 160H175V158L173 159ZM207 160V159H206ZM220 160V159H219ZM14 161H15V159H14ZM90 161H88V162H90ZM152 161V160H151ZM159 161V160H158ZM176 161V160H175ZM44 162V161H43ZM53 162H54V160H53ZM58 162V161H57ZM77 162V161H76ZM75 161H74V159L72 160V161H70V166L68 167V169H73V164H75L76 163ZM122 163H123V161H121ZM157 162V161H156ZM178 162V161H177ZM92 163V164H93ZM139 163V164H138ZM199 163V162H198ZM207 164H208V162H206ZM11 164V163H10ZM143 164V163H142ZM164 164V163H163ZM255 164V163H254ZM54 165V164H53ZM126 165V164H125ZM157 165V164H156ZM201 165V164H200ZM56 166H58V165H56ZM56 166H51V170H50V175H51V172H54L55 170H56ZM119 166V165H118ZM160 166H161V164H160ZM91 167V166H90ZM170 167H172V165L170 166ZM169 167V168H170ZM202 167V166H201ZM238 167V166H237ZM249 167V166H248ZM247 167V168H248ZM250 167H252V166H250ZM60 168V167H59ZM128 168V167H127ZM168 167H166L164 170H162V171H160L159 173H158V176H157V178L154 180V181H151L152 182V184H150V185H152V186H148L149 188V190L151 191V187H153V185H154V183L155 182H158V185L160 184L159 183V181H161V183L165 180L166 181V179L168 178V177H170L171 175H170V169H169ZM194 168V167H193ZM239 168V167H238ZM238 168H236L235 170L236 171H238ZM124 169V168H123ZM140 169V168H139ZM227 169V168H226ZM253 169V168H252ZM255 169V168H254ZM28 170V169H27ZM65 170L67 171V168H64V172L62 171V173H60L61 174V177L58 179L59 180V184H58V190H56L55 191V196L53 197V200H60V202L63 200L62 198H64L65 197V190H66V187L67 186H69L70 184H65V183H67V181H66V179L70 176V178L72 179V177L74 176H72V175H68V171L67 172H65ZM75 171H76V173H78L77 175L79 176L78 177V181H80V182H87V179H88V177L90 176V174L88 175V173H86V172H82V171H80L79 170V168H75L74 169ZM88 170H89V168H88ZM87 170V171H88ZM133 170V169H132ZM138 170V169H137ZM218 170V169H217ZM250 170V169H249ZM36 171V170H35ZM40 171V170H39ZM43 171V170H42ZM89 171H91V168H90V170ZM159 171V170H158ZM173 171V170H172ZM211 171V170H210ZM222 172L224 171V170H221ZM226 171V170H225ZM256 171V170H255ZM258 171V170H257ZM2 172H3V170H2ZM133 172V171H132ZM136 172V171H135ZM134 172V173H135ZM176 172V171H175ZM216 172V171H215ZM221 172V173H222ZM261 172H263L262 170H261ZM0 173H1V171H0ZM28 173H29V171H28ZM35 173V172H34ZM37 173H39V172H37ZM84 173H85V175H84ZM96 173V172H95ZM106 173V172H105ZM118 173V172H117ZM173 173V172H172ZM235 173H237V172H235ZM252 173H253V171H252ZM259 173H260V171H259ZM258 173V174H259ZM36 174V173H35ZM92 174V173H91ZM103 174V173H102ZM102 174H100L101 176H102ZM212 174H213V172H212ZM223 174V173H222ZM32 175V174H31ZM53 175V174H52ZM120 175V174H119ZM132 175V174H131ZM170 175V176H169ZM173 175V174H172ZM19 175H15L14 176V178L12 179L11 178V181H9V182H7V183H15L14 185H12V186H9V187H7V189L4 191V193H3V195H0V222H3V220L12 212L13 213V211L14 210H16V207H15V205H14V201L16 200V198H17V195H19V194H22V195H24L25 193H26V190H24V188H23V190L21 189V191L20 190H18V188L16 187V182H18L19 180H20V177H18ZM105 175L103 174V178H105L104 177ZM114 176H115V174H114ZM134 176V175H133ZM176 176V175H175ZM205 176V175H204ZM203 176V177H204ZM224 175H222V177H223ZM59 177V176H58ZM117 177V176H116ZM135 177V176H134ZM198 177V176H197ZM194 178L193 179V183H192V185H191V189L192 188H196V187H198L200 184V186H203L204 187V185H203V183H205V181L204 180H202V179H200V178ZM32 177H30V175H28V177H27V180L26 181H24V183L25 182H30V179H31ZM93 178V177H92ZM118 178V177H117ZM139 178V177H138ZM141 178H143V177H141ZM140 178V179H141ZM173 178V177H172ZM190 178V177H189ZM211 178V177H210ZM247 178V177H246ZM252 178V177H251ZM264 178V177H263ZM44 178H43V175L39 178V180L38 181H36L35 182V185H34V187H33V190H31L32 192L30 193V195L32 196V195H34L35 196V194H39V191L42 189V186H44V184H45V182L47 183V185H45V186H47V188L45 189L47 192H49L50 191V189L52 188V186H51V188H49V186H50V183L53 181V180H55V178L53 179H49V178H47V179H45V180H43ZM121 179V178H120ZM149 179V178H148ZM169 179V178H168ZM174 179V178H173ZM173 179H170L171 181L173 180ZM177 179V178H176ZM242 179V178H241ZM47 180V181H46ZM107 179H105V181H106ZM109 180L110 181H112L113 179H112V177H109ZM108 180V181H109ZM206 180V179H205ZM210 180V179H209ZM215 180V179H214ZM240 180V179H239ZM236 181V179H235V181L236 182H240V185H242L241 184V181ZM32 181H34V180H32ZM109 181V186L112 184L113 185V182H118V181H116V180H114L113 182H110ZM142 181V180H141ZM147 181V180H146ZM231 182H228V183H230V184H232V180H230ZM249 181V180H248ZM20 182V181H19ZM54 182V181H53ZM71 181H69L68 183H70ZM90 182V181H89ZM98 182V181H97ZM142 182H144V181H142ZM150 182V183H151ZM167 182H169V181H167ZM174 182V181H173ZM213 182V181H212ZM235 182V183H236ZM243 182V181H242ZM263 183H264V181H262ZM12 183V184H13ZM23 183V182H22ZM100 183V182H99ZM164 183V182H163ZM169 183H171V182H169ZM207 183V182H206ZM214 183V182H213ZM245 183V182H244ZM9 184H6L5 186H7V185H9ZM55 184V183H54ZM91 185H92V183H90ZM118 184V183H117ZM156 184V183H155ZM238 184V183H237ZM258 184H259V182H258ZM79 185H80V183H79ZM128 185V184H127ZM157 185V184H156ZM155 185V186H156ZM166 185H168V184H166ZM206 185V184H205ZM208 185V184H207ZM229 185V184H228ZM257 185V184H256ZM71 186V185H70ZM74 186V185H73ZM101 186V185H100ZM99 186V187H100ZM114 186V185H113ZM160 186V185H159ZM179 186V185H178ZM227 186V185H226ZM262 186V185H261ZM260 186V187H261ZM23 187H25V186H23ZM98 187V186H97ZM167 187V186H166ZM207 187V186H206ZM228 187V186H227ZM227 187H225L226 189H228ZM237 187V186H236ZM257 187H259V185L257 186ZM75 189H76V186L74 187ZM84 189L83 190H85L86 189V191H87V195L90 197V196H92V194H93V192H92V187H87V186H85V187H83ZM161 188H163V187H161ZM180 188V187H179ZM251 188V187H250ZM69 189V188H68ZM67 189V190H68ZM100 189V188H99ZM108 189V188H107ZM118 189V188H117ZM138 189V188H137ZM154 189V188H153ZM159 189V188H158ZM157 189V190H158ZM165 189V188H164ZM178 189V188H177ZM197 189V188H196ZM264 189V188H263ZM29 190V189H28ZM102 190V189H101ZM101 190H98V191H96V200L99 198V195H100V193H101ZM110 190V189H109ZM155 190L156 189H154V190H152V191H154L155 192ZM185 190V189H184ZM222 190V189H221ZM229 190V189H228ZM108 191V190H107ZM192 192H194L193 190H191ZM199 192L201 191V188L198 190ZM197 191V192H198ZM249 191V190H248ZM157 192V191H156ZM204 192V191H203ZM222 192V191H221ZM224 192V191H223ZM252 192V191H251ZM67 193V192H66ZM84 193H86V192H84ZM133 193H137L136 191H133V192H130V193H127V194H125V195H132ZM147 193V192H146ZM201 193V192H200ZM253 193V192H252ZM41 194V193H40ZM44 194H46V193H44ZM49 194V193H48ZM73 194V193H72ZM102 194V193H101ZM113 194V193H112ZM155 194H157V193H155ZM189 194V193H188ZM195 194H196V191H195ZM202 194V193H201ZM227 194V193H226ZM21 195V196H22ZM146 195V194H145ZM144 194H142V198L138 201V204L136 203V206L138 207L137 209H138V212L136 211V212H134V214L133 215H135L138 219L137 220H139L134 226H135V232H136V234H135V236L133 237V248L131 249V250H133V255H134V257L135 256H138V254L141 252V251H144V253H143V256L141 255V257H142V259L140 260V261H138L137 262V264H158V261L160 262V260L158 259L159 257H161V256H163V257H165L164 258V260H161V262L162 263H159V264H172L173 263V259H174V253H176V251H177V248L178 247H180L181 245H183L184 244V240H185V238L187 237V233H188V228L187 229H185V231L182 233L183 235H179L178 237V239H176V242H175V239H173L172 241H174V244L176 245L175 247H172L173 245H171V244H173V243H171L170 242V240H171V238H172V234H173V231L175 230H172L173 229V225H176L175 223L179 220V221H181L180 219H182L183 218V216L185 215L184 213H188V206H189V203H188V201H186L185 200V202H186V204H185V206H182V203H181V201H179L178 200V202H177V204H175L176 205V208H175V210H174V212L173 213H171L169 216H168V218L169 217H171V219L170 220H168V218H166V216H167V214H165V213H167V212H164V214H163V218H162V214H161V212H163V208L164 207H166V206H164V207H162V205H161V203H163V202H161L160 203V205H161V207L158 209V208H155L154 210H152L153 212H154V214L152 215H150V212H152L150 209H152L153 207H155L154 205L156 204V202L154 203H148L147 202V199L148 198H150L151 200L153 199V201H155V196L154 195H149V197H146ZM158 195H160V194H158ZM185 195V196H184ZM183 196H184V199H186L187 197V195L186 194H184ZM220 195V194H219ZM256 195V194H255ZM26 196V195H25ZM25 196H23L22 197V200H20L19 201V207L17 208L18 210V212H19V214H22V213H24L25 211H27V210H25V208L27 207V205L29 204V203H33V198H30L28 201H23V200H25V199H23V198H26ZM34 196H32V197H34ZM43 196V195H42ZM87 196V197H88ZM141 196V195H140ZM155 197V198H151V197ZM157 196V195H156ZM174 196H175V194H174ZM192 196V195H191ZM222 196V195H221ZM89 197H88V200H90L89 199ZM114 197V196H113ZM125 197V196H124ZM158 197V196H157ZM197 197V196H196ZM198 197H199V195H198ZM197 197V198H198ZM108 198V197H107ZM127 198V197H126ZM166 198V197H165ZM164 198V199H165ZM174 198V197H173ZM196 198V199H197ZM249 198V197H248ZM38 199V198H37ZM159 199V197L158 198H156V200H157V202L159 201L158 200ZM163 199V201H165ZM182 199V198H181ZM202 199V198H201ZM52 200V201H53ZM108 200H110V198L108 199ZM187 200H189L188 198H187ZM37 201V200H36ZM107 201V200H106ZM182 201H184V200H182ZM25 202V203H24ZM56 202V201H55ZM59 202V201H58ZM57 202V203H58ZM99 202H101V205H104V202L100 199V201ZM99 202H94V203H90V208L88 209V211L89 210H92V208L96 205L95 203H99ZM103 202V203H102ZM149 202H150V200H149ZM175 202H176V200H175ZM129 203V202H128ZM132 203V202H131ZM184 203V202H183ZM198 203V202H197ZM201 203V202H200ZM200 203H198V205L200 204ZM25 204V206H22V205H24ZM159 204V203H158ZM34 205H35V203H34ZM34 205H33V211H31V213H33V215H34V213H36L34 210H35V208H37L36 206L34 207ZM114 205H115V203H114ZM119 205H120V203H119ZM124 205H125V203H124ZM126 205H127V203H126ZM134 205H135V203H134ZM145 205H148V206H145ZM163 205H165V203H163ZM197 205V206H198ZM230 205H231V203H230ZM262 205H263V203H262ZM38 206V205H37ZM66 206H67V204H66ZM97 206V205H96ZM95 206V207H96ZM121 206V205H120ZM119 206V207H120ZM193 206H194V208L193 209H195L197 206H196V203L194 204L193 203ZM202 206V205H201ZM215 206V205H214ZM228 206V205H227ZM94 207V208H95ZM103 208H104V206H102ZM128 207H129V205H128ZM181 207H184V215L182 216L181 214ZM203 207V206H202ZM229 207V206H228ZM237 207V209L239 208V206H236ZM242 207V206H241ZM102 208V209H103ZM130 208H131V206H130ZM136 208V207H135ZM198 208V207H197ZM216 208V207H215ZM37 209H39V208H37ZM109 209V208H108ZM134 209V207L132 208V210ZM156 209H158V210H156ZM166 209V208H165ZM192 209V210H193ZM118 210V209H117ZM142 210V211H141ZM156 210V211H155ZM226 210V209H225ZM228 210V209H227ZM251 210V209H250ZM87 211V212H88ZM113 211V210H112ZM150 211V212H149ZM169 211V210H168ZM171 211V210H170ZM214 211V210H213ZM219 211V210H218ZM78 212H79V210H78ZM83 212V211H82ZM89 212H91L92 213V211H89ZM103 212V211H102ZM118 212V211H117ZM133 212V211H132ZM215 212V211H214ZM11 213V214H12ZM114 213V212H113ZM128 213V212H127ZM235 213V212H234ZM246 213V212H245ZM59 214H60V212H58V211H55V212H52V213H50V216H48L47 218H46V221H44L43 223H37V224H35V223H33L32 224V226H31V229L33 228L34 230L30 233V237H28V238H25V241L24 242H20L21 244H20V250H16L17 252H16V255L13 257V256H11V255H13L12 254V252H13V249L11 248V244L10 245H8V243H7V238H8V236H9V232H8V230L7 231H4V232H0V234H1V237H0V239H2V241H1V243H0V264H5L4 262H5V260H7V262H8V259H10V262H6L7 264H22V262L24 263V260H25V262L27 263V262H30V248H31V241H33V242H35L36 244H38V245H36V246H38L37 247V250L39 249V247H41V244L43 243V239H45L46 238V236L47 235H49V234H51V233H53L52 232V230L54 229V227H55V225H56V223H57V221H58V217H59ZM74 214V213H73ZM87 214V213H86ZM86 214L84 215V216H86ZM98 214V213H97ZM101 214H103V213H101ZM204 214V213H203ZM221 214V213H220ZM88 215V214H87ZM127 215V214H126ZM198 215V214H197ZM196 215V216H197ZM214 215V214H213ZM237 215V214H236ZM160 216H161V218H160ZM190 216V215H189ZM202 216V215H201ZM205 216V215H204ZM210 217H211V215H209ZM208 216V217H209ZM234 216V215H233ZM17 217H19V220L20 221H23V218L21 217V215H19V216H17ZM88 217V216H87ZM125 217V216H124ZM146 217H147V219L148 218H150V217H152L153 218V220L152 221H155V219H158V220H164V221H162V223L161 224H159L158 225V227L156 228V230H158V232L157 233H155L154 231V229L150 226L149 228L148 227H146L145 226V222H146ZM213 217V216H212ZM231 217V216H230ZM86 217H83L82 219H85ZM99 218V217H98ZM101 218V217H100ZM151 218V219H152ZM167 219V221H165L166 219ZM189 218H193V217H189ZM188 218V219H189ZM197 219V218H196ZM201 219V218H200ZM199 219V220H200ZM205 219V218H204ZM81 220V219H80ZM115 220V219H114ZM116 220H118V219H116ZM127 220V219H126ZM232 220V219H231ZM34 221V220H33ZM189 221V220H188ZM196 221V220H195ZM255 221V220H254ZM68 222V221H67ZM66 222V223H67ZM82 222V221H81ZM94 222V221H93ZM123 222V221H122ZM125 222V221H124ZM96 223H97V221H96ZM115 223V222H114ZM132 223L134 224V221H132ZM181 223V222H180ZM189 223V225L191 224L190 222H188ZM263 223V222H262ZM39 224V225H38ZM91 224V223H90ZM123 224V223H122ZM147 224V223H146ZM250 224V223H249ZM83 225V224H82ZM107 225H109V224H107ZM178 225V224H177ZM176 225V226H177ZM264 225V224H263ZM262 225V226H263ZM62 226V225H61ZM109 226H111V225H109ZM109 226H107V227H109ZM261 226V227H262ZM64 227V226H63ZM123 227V226H122ZM132 227V226H131ZM182 227V226H181ZM199 227H200V225H199ZM253 227V226H252ZM146 228H148L149 230H151V232L150 231H146L147 229ZM174 228H176V227H174ZM236 228V227H235ZM46 229V230H45ZM63 229H65V227L64 228H62V230ZM107 229V228H106ZM122 229V228H121ZM243 229V228H242ZM60 230V229H59ZM61 230V231H62ZM95 230H97V229H95ZM124 230V229H123ZM184 230V229H183ZM224 230V229H223ZM244 230V229H243ZM246 230H248V229H246ZM10 231V230H9ZM153 231V232H152ZM231 231V230H230ZM43 232H45V233H43ZM58 232V231H57ZM55 233L56 235L53 237V239L51 240V241H55V240H59V238H60V232H58V233ZM123 232V231H122ZM67 233H68V231H67ZM194 233H197V232H194ZM230 233V232H229ZM24 234V232H18V230H17V233L15 234V238L17 237H21V236H24L23 235ZM126 234H127V231H124L123 232V235L121 234V239L122 238H124V237H126ZM133 234V233H132ZM221 234H223V233H221ZM175 235V234H174ZM224 235V234H223ZM240 235V234H239ZM246 235V234H245ZM26 236V235H25ZM227 236V235H226ZM229 236V235H228ZM104 237V236H103ZM106 237V236H105ZM108 237V236H107ZM144 237H146L145 238V241L146 242H143L142 243V241H143V238ZM224 237V236H223ZM232 237V236H231ZM247 238V237H246ZM248 239V238H247ZM247 239H244L243 241V243H246V240ZM104 240H105V238H104ZM118 240V239H117ZM117 240H116V242H117ZM178 241V242H177ZM13 242V241H12ZM93 242V241H92ZM100 242V241H99ZM104 242V241H103ZM14 243V242H13ZM242 243V244H243ZM15 244V243H14ZM32 244H34V243H32ZM93 244H95V243H93ZM98 244V243H97ZM116 244V243H115ZM169 244H170V247H172L171 249H173L172 251L171 250H169V251H171V254H170V256L166 259V257L169 255V254H167V255H165L164 254V252L167 250V249H169ZM195 244H197V243H195ZM194 244V245H195ZM113 245V244H112ZM247 245V244H246ZM245 245V246H246ZM33 246V245H32ZM119 246V245H118ZM131 246V247H132ZM198 246V245H197ZM197 246H196V248H197ZM214 246V245H213ZM212 246V247H213ZM215 246H217V245H215ZM214 246V247H215ZM94 247V246H93ZM190 247V244L189 243H186V245L184 246V249H183V251L181 252V254L179 255L180 256V258L183 256V258L185 257V255L187 254V250H188V248ZM244 247V246H243ZM5 248H8V250L6 251L7 253L6 254H4L3 256H6L5 258L2 256V253H4L5 251H4V249ZM52 248V247H51ZM104 248V247H103ZM111 248V247H110ZM112 248H113V246H112ZM111 248V249H112ZM142 248H144L143 250H142ZM194 248H195V246H194ZM261 248V247H260ZM48 249V248H47ZM47 249L45 248L44 250H46L47 251ZM193 248H191V250H192ZM198 249V248H197ZM217 249V248H216ZM256 249V248H255ZM33 250V253H35L34 252V250H36V248L35 249H32ZM96 250V249H95ZM104 250V249H103ZM116 250V249H115ZM118 250V249H117ZM190 250V249H189ZM213 250V249H212ZM30 252V253H29ZM150 252H152V253H150ZM256 252V251H255ZM28 253V255H26ZM119 253V252H118ZM121 253V252H120ZM167 253V252H166ZM36 254V253H35ZM34 254V255H35ZM52 254H54V253H52ZM58 254V253H57ZM164 254V255H163ZM183 254H185V255H183ZM40 255V254H39ZM38 255V256H39ZM113 255V254H112ZM119 255V254H118ZM189 255H191L190 253L189 254H187L186 255V257L190 260V262H188V264H203V263H205V260L208 258L207 256H205V255H202L203 257L202 258H200L199 256H197L196 254H193V256H189ZM209 255H210V253H209ZM224 255H226V254H224ZM8 256H11V258H7ZM212 256V255H211ZM42 256H39V257H37L36 255H35V257H33V258H35V259H33V261H34V264H39V259L41 258ZM53 258H51V259H54V255L52 256ZM133 257V258H134ZM224 257V256H223ZM223 257H221L222 259H223ZM246 257V256H245ZM255 257V256H254ZM56 258V257H55ZM58 258V257H57ZM64 258V257H63ZM173 258V259H172ZM178 258V257H177ZM179 258V259H180ZM214 258V257H213ZM253 258V257H252ZM59 259V258H58ZM230 259V258H229ZM113 260V259H112ZM139 260V259H138ZM178 260V259H177ZM226 260V259H225ZM243 260V259H242ZM108 261V260H107ZM106 261V263H108ZM111 261V260H110ZM117 261V260H116ZM209 261V260H208ZM241 261V260H240ZM175 262V261H174ZM178 262H179V260L178 261H176V263L175 264H178ZM221 262V260L219 261V263ZM32 263V262H31ZM111 263H114L113 261H111ZM117 263V262H116ZM251 263V262H250ZM253 263V262H252ZM28 264V263H27ZM69 264V263H68ZM110 264V263H109ZM234 264V263H233Z\"/></svg>", "mask_w": 264, "mask_h": 264}]
</instances>
